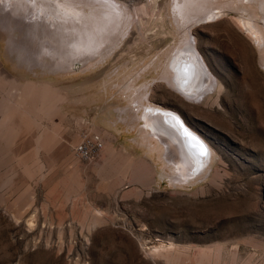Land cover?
Listing matches in <instances>:
<instances>
[{
    "label": "rangeland",
    "instance_id": "rangeland-1",
    "mask_svg": "<svg viewBox=\"0 0 264 264\" xmlns=\"http://www.w3.org/2000/svg\"><path fill=\"white\" fill-rule=\"evenodd\" d=\"M110 1L129 15L118 50L68 61L51 25L64 0H0V264H264V46L235 14L250 0H219L191 28L176 0ZM180 52L198 67L185 93L165 71ZM149 108L181 117L209 157ZM95 135L102 150L76 156Z\"/></svg>",
    "mask_w": 264,
    "mask_h": 264
},
{
    "label": "bare ground",
    "instance_id": "bare-ground-1",
    "mask_svg": "<svg viewBox=\"0 0 264 264\" xmlns=\"http://www.w3.org/2000/svg\"><path fill=\"white\" fill-rule=\"evenodd\" d=\"M62 3L63 4L60 6V11L55 14V19L53 18L51 23L53 30L52 28L51 30L53 35H55L57 38H60L63 42H67V44L62 43L63 46L66 44L69 49L72 47V49L69 50V52L67 51L66 54L61 50L65 54V56L63 54L62 57H67L68 61L72 59L70 56H76L77 50H83L84 53L92 54L93 56H90L89 54H87V56L93 58L94 56L99 57L103 55L105 59L111 50L117 49V47L120 45V43H122L123 39L128 34L129 15L125 12V10L114 5V3H112L110 0H64ZM175 3V13L183 21L184 24H182V26L184 25L185 28H187L189 25L191 28V25L198 21H212L224 13V9L218 7L219 0H176ZM249 3L250 4L248 5L244 4V6L237 7L235 14L239 22H241L246 27V30L254 37L255 42L260 47H263L264 29L258 25L257 17L260 16L262 24H264V0H250ZM220 4L222 3L220 2ZM26 6L24 7V10L29 8H26ZM30 8L31 10L33 9L31 6ZM234 8H236V6ZM39 16L42 20L45 18V15L41 12ZM185 33L186 32L183 34ZM188 38L181 43V46L186 45L189 42ZM66 45L64 49H67ZM60 47L62 46L60 45ZM64 63L66 64V62ZM166 66L167 69H165V71L168 75L166 78L168 83L177 86L178 89L182 90L184 93L189 92L192 85L194 84V81L196 80L198 73V67L197 64H195V58L188 53L180 52L175 56L173 61L170 59ZM185 68L189 69L185 70ZM150 112L151 114L154 113L157 115L156 122L159 126V129L165 133H168L171 141H174L176 144H179L184 148V144L182 143L183 140V142L186 144V152H192L191 155L193 157L196 156L199 161H205V158L209 157V146L199 135L195 134L185 124L181 117H179L177 114L171 115V112H157V110H151L149 108V113ZM165 128H168L171 131H168ZM201 145H203L204 149H206L204 154H202ZM106 148L108 149L109 147L107 146ZM151 151L152 153L155 151L159 152L158 146L156 147V145L153 143ZM106 155L107 158L112 156L111 150H108ZM109 159H111V157ZM182 162L188 165V161L185 156H183Z\"/></svg>",
    "mask_w": 264,
    "mask_h": 264
},
{
    "label": "built area",
    "instance_id": "built-area-1",
    "mask_svg": "<svg viewBox=\"0 0 264 264\" xmlns=\"http://www.w3.org/2000/svg\"><path fill=\"white\" fill-rule=\"evenodd\" d=\"M103 148V141L97 135L85 137L75 147V154L82 159H91L97 155Z\"/></svg>",
    "mask_w": 264,
    "mask_h": 264
},
{
    "label": "crops",
    "instance_id": "crops-1",
    "mask_svg": "<svg viewBox=\"0 0 264 264\" xmlns=\"http://www.w3.org/2000/svg\"><path fill=\"white\" fill-rule=\"evenodd\" d=\"M136 106L138 107V112H137V119H141L143 121V124H144V112L142 111L141 107H140V104L137 102ZM106 116L105 114H101L98 118V121L101 122L107 129H109L110 131H108L107 129H105L106 131L112 133V134H116L114 129L112 128V125H110L109 123H104L102 120L105 119ZM156 118V116H152V120ZM116 130H119V129H116ZM121 131V130H120Z\"/></svg>",
    "mask_w": 264,
    "mask_h": 264
},
{
    "label": "snow or ice",
    "instance_id": "snow-or-ice-1",
    "mask_svg": "<svg viewBox=\"0 0 264 264\" xmlns=\"http://www.w3.org/2000/svg\"><path fill=\"white\" fill-rule=\"evenodd\" d=\"M202 154L206 152V149H204L203 145H201Z\"/></svg>",
    "mask_w": 264,
    "mask_h": 264
}]
</instances>
